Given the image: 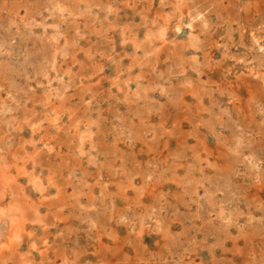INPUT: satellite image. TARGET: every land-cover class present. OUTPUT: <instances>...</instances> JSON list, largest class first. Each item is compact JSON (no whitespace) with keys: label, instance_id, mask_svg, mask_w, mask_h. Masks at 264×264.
<instances>
[{"label":"rangeland","instance_id":"1","mask_svg":"<svg viewBox=\"0 0 264 264\" xmlns=\"http://www.w3.org/2000/svg\"><path fill=\"white\" fill-rule=\"evenodd\" d=\"M0 264H264V0H0Z\"/></svg>","mask_w":264,"mask_h":264}]
</instances>
